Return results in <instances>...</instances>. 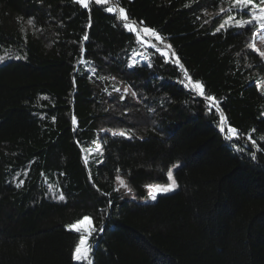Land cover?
<instances>
[{
	"label": "trees",
	"instance_id": "16d2710c",
	"mask_svg": "<svg viewBox=\"0 0 264 264\" xmlns=\"http://www.w3.org/2000/svg\"><path fill=\"white\" fill-rule=\"evenodd\" d=\"M233 3L0 0V264H83L67 226L84 216L92 264H264V60L255 24L213 35L249 18ZM172 168L178 188L156 200L118 188L144 195Z\"/></svg>",
	"mask_w": 264,
	"mask_h": 264
},
{
	"label": "snow or ice",
	"instance_id": "6c2138e0",
	"mask_svg": "<svg viewBox=\"0 0 264 264\" xmlns=\"http://www.w3.org/2000/svg\"><path fill=\"white\" fill-rule=\"evenodd\" d=\"M76 2L82 5L83 8L85 9L89 8V0H76ZM93 2L98 5H106L108 0H93ZM260 3L264 4V0H260ZM232 7L239 9L241 14H247L249 18L236 20L235 17L229 15L219 24V26L213 32V35L221 31H227L228 29L232 27L244 28L246 26H252L253 24L258 26V30H264V7H257L255 0H234ZM106 10L110 13L117 11V9L113 7H107ZM245 10H247V13H245ZM225 11H231V8H229L228 10L224 8H220V13H224ZM119 13H120L119 18L121 20L127 21L129 19L125 10L122 7L119 8ZM197 19H199V17ZM205 23H208V21H205ZM28 24L29 25L33 24V20L29 19ZM90 24H91V20H89V25ZM124 27H126L131 32H136L138 34V38L140 36V33L142 32L144 34H151V36L160 43L164 42L165 38L160 36V34L157 33L154 29L147 28V27L143 29H138L134 25H130L128 23H125ZM87 38H88L87 35H85L84 39H87ZM260 39H261V42H264V35H262ZM150 46H154V45H150ZM248 47L252 49L254 52L258 53L261 60H264V51H261L259 48H257L255 42L249 44ZM167 48L171 49V45H167ZM162 55H167V53L162 52ZM173 55H175L174 52H173ZM19 58L20 57H17V59ZM3 60H4V57H0V62H2ZM177 63H179V60H177ZM134 66H135V60L133 58L131 62L129 63V67H134ZM181 67L183 66L181 65ZM185 76L188 78L189 84L192 85V88H194V90L198 92L200 96L205 97V90H204L203 84L199 81H195L193 83L191 77H188L187 72H185ZM116 91H119V89H116ZM127 91L128 90L125 89V92ZM131 95L135 96L136 93L132 92ZM205 98L207 101L211 102V104L209 105V110L211 109L212 106H216L219 103L214 96L207 95ZM53 120H55L54 117H53ZM75 123H76V120H75V117H73V124ZM220 131L222 133L225 131L224 119H223L222 114H221V122H220ZM227 133L228 134L226 135L225 139L229 142L240 139L239 132L235 127L229 126L227 129ZM112 134L119 135L121 137L127 136V134L123 131L113 132ZM261 139H264V137H261ZM247 142H250L252 146L256 147V150L251 152V158L255 160L257 158V151L260 150L257 147V141L252 138L251 134H248ZM85 162H87V157H85ZM174 167H179V165H174ZM167 175H168L169 183L164 184V185L157 184V185H147L146 186L150 190L149 196L151 200H156L159 194H166V193L173 192L178 187L176 180L173 177L172 169L168 170ZM117 180L119 181L121 186L125 188L127 187L123 179H121L119 176L117 177ZM20 183L22 184L23 181H20ZM19 186L20 184L17 185V187ZM52 187H53L52 185H49V190H51ZM53 198L63 201L65 199V196L63 192H60L59 195L54 194ZM67 227L69 228L70 231H74L80 234L79 240L73 251V259L79 262H83V264H92V259H91L92 246L90 243V239L93 233L97 230L92 221V218L89 216H84L78 221L68 225Z\"/></svg>",
	"mask_w": 264,
	"mask_h": 264
},
{
	"label": "rangeland",
	"instance_id": "374dc122",
	"mask_svg": "<svg viewBox=\"0 0 264 264\" xmlns=\"http://www.w3.org/2000/svg\"><path fill=\"white\" fill-rule=\"evenodd\" d=\"M257 7H264V4H261L260 6H257ZM128 24H130V25H134L133 23H129L128 22ZM135 27H137L138 29H143V28H141V27H139V26H137V25H134ZM140 35L145 39V40H147V41H149V42H151L153 45H165L166 43L165 42H163V43H160V42H158V41H156L152 36H151V34H144V33H140ZM262 35H264V30H258L257 32H256V45L258 46V48L261 50V51H264V42H261V39H260V37L262 36ZM169 51H171V49L169 50L168 49V51L166 50V52H169ZM262 80V79H261ZM262 87V89H263V91H264V87L263 86H261ZM126 133V132H125ZM143 134V133H142ZM141 134V135H142ZM173 169L174 168H172V171H173ZM121 179H123V181L125 182V184L127 185V187L125 188V187H123V186H121L120 185V183H119V181L117 180V184H118V188L120 189V190H122V192H124L125 194H127V196L128 197H131V198H135V199H141V200H143V201H153V200H151L150 199V196H149V189L146 187L147 185H164V184H167V183H147L146 184V194H144V195H140V194H137V192H136V190L135 189H133V187L123 178V177H121V176H119ZM173 177H174V175H173ZM175 179V178H174ZM169 183V182H168ZM177 183V182H176ZM178 185V184H177ZM178 188V187H177ZM176 188V189H177ZM130 189V190H129ZM175 189V190H176Z\"/></svg>",
	"mask_w": 264,
	"mask_h": 264
},
{
	"label": "built area",
	"instance_id": "2783aa9c",
	"mask_svg": "<svg viewBox=\"0 0 264 264\" xmlns=\"http://www.w3.org/2000/svg\"><path fill=\"white\" fill-rule=\"evenodd\" d=\"M89 1H93V0H89Z\"/></svg>",
	"mask_w": 264,
	"mask_h": 264
}]
</instances>
